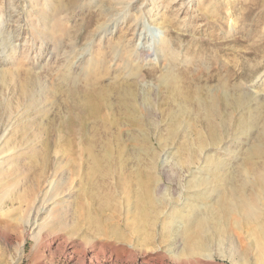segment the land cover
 <instances>
[{"label": "rangeland", "instance_id": "rangeland-1", "mask_svg": "<svg viewBox=\"0 0 264 264\" xmlns=\"http://www.w3.org/2000/svg\"><path fill=\"white\" fill-rule=\"evenodd\" d=\"M46 1L0 0L4 11L13 3L18 8L29 5L34 13L22 34L34 42L22 48L15 63L6 66V72L0 75V108L25 109L30 99L24 98L26 92L22 88L28 71L35 72L38 77H31L38 84L36 91L33 90L37 94V110L24 123L18 122L14 148L7 153V158L0 159L9 164L6 177L0 173V184H4L0 185V264H233L217 245L205 255L184 254V242L179 235V213L185 212L191 201L189 197L196 190L190 185L193 177L210 173L204 172L208 171L205 168L208 159H221L226 167L218 174L230 173L232 179L228 181L234 185L243 182L244 171L250 170L251 165L262 162L259 158L251 160L247 152L264 141L260 137L264 128V0H191L187 8H181L178 0H162L155 17L149 19L151 22L143 13L146 2L139 4L141 12L131 5L118 4L107 12L108 18L118 20L113 28L112 19L107 32L80 40L74 47L76 56L68 65L76 71L81 70L80 62H77L80 58H96L101 50L109 55L110 47L115 48L107 57L104 67L108 73L99 80L100 86L119 75V64L136 58L134 50L150 51V56L142 58L139 65L154 72L139 85L140 93H149L155 106V111L148 115L151 124L145 134L148 137L146 146L125 143L139 132L123 122L114 125L111 115L108 120L106 117L88 120L85 146L89 144L91 153L98 156L95 159H100L104 165V173L89 175V183L87 179L83 180L82 167L72 173L68 160L66 136L60 125L68 120L69 113L57 103L63 96L48 92L52 82L50 75L64 65L62 56L71 47L59 48V55L52 58L48 52L43 54L44 47H50L49 38L38 35L36 30L34 34L30 32L32 25L38 30L43 28L35 14ZM111 1L119 2L80 0L62 17L60 35L65 37L64 29L68 32L76 30L82 23L87 25L94 20L98 10L107 8ZM61 2L64 7L73 4L68 3L69 0ZM154 19L167 21L162 25L156 24ZM101 22H96L94 27ZM162 44L169 46L177 58L173 60L160 51L157 56L154 50ZM121 51L123 55L132 51L133 56L122 57ZM168 68L177 71L180 83L175 88L157 81ZM1 69L4 67L0 66ZM42 87L48 90L43 91ZM237 93L250 95L245 106L227 103L235 101ZM214 97L219 101L217 121L222 125L223 143H208L199 150L196 147L198 136H207L209 132L205 111ZM179 103L187 108V112L179 117L184 129L175 139L167 141L170 117L177 113ZM251 116H257L258 124H250ZM4 132H10L8 125L3 127L1 133ZM184 142L195 146L194 158L189 161L181 149ZM92 160L89 159L90 166ZM150 167L153 171L152 193L155 192L153 196L159 206L154 213H147V218L151 214L149 222L146 218L147 222H140L139 216L136 217L140 215L139 208L136 210L135 207L140 202L135 201L139 198L134 196V190L138 188L136 175L139 177L141 172L150 171ZM219 189L223 188L219 186ZM6 190L8 195L4 198L2 194ZM212 194L209 201L213 199L212 205H215L217 192ZM41 230L48 234L39 238ZM227 230L238 247L243 250L249 247L247 239L239 241L245 231L233 228L230 223ZM250 256L253 259L256 255L251 253Z\"/></svg>", "mask_w": 264, "mask_h": 264}, {"label": "bare ground", "instance_id": "bare-ground-1", "mask_svg": "<svg viewBox=\"0 0 264 264\" xmlns=\"http://www.w3.org/2000/svg\"><path fill=\"white\" fill-rule=\"evenodd\" d=\"M29 1L30 3H33L37 0ZM61 1L62 0L54 2V0H47L44 6H40V10L37 12L38 14H35V17L39 19V26L43 28L38 30L37 26L32 25L31 31H29L34 34V30H36L38 35L42 36L43 38H49L47 43L49 42L50 47L49 49L48 47H44L43 54H47L48 52L50 53V57L52 58L59 55V48L67 47L68 45H70L71 47L70 50L68 49L69 51H65L64 55L62 56L64 65H61V67L58 68L53 76L50 75V77L52 78V82L50 81L51 87L49 88V90L45 87L42 88L43 91L48 90L51 95H53L54 93V95L57 96V93H59L60 96H63V100L60 99L57 103L67 108L69 113L68 120L64 124L60 125L61 130L64 132V137L66 136V145L69 154L68 160L70 166L72 167V173H76L80 169V167H82L83 180L87 179V182L89 183V175H94L96 173L102 174L104 165L100 159H95L98 158V156L91 153L89 144L88 147L85 146V143L88 142L85 136L88 120L90 118L101 117H106L108 120V116L111 115L114 119V122L112 121L113 124L123 122L125 125L131 126L132 129L135 128L136 130H138L139 135H131L125 143L129 142L130 145L135 144V146H146L148 137H146L145 134L148 132L147 130L151 124L148 120V115H151L153 111H155V106L153 107V103L151 101V96H149V93L143 95L140 93L139 85L140 81H144L146 77L153 76L152 73L154 72L148 71L142 65H139V62L142 58L150 56V51L141 50L139 52L134 50V53L137 52L136 58H133L132 60L128 59L126 61V64H119L117 69L119 70V75L113 77L114 79L112 82L100 86L99 80L102 78V76L108 73V70L104 67L109 59L107 57L115 51V48L112 46L110 47L109 55L104 50H101L97 53L96 58H87L85 56L83 58H80L77 62H80L81 70L76 71L72 66H70V68L68 66L69 64H71V59L75 58L76 56L74 47L77 46L82 39H88L98 33L100 34L107 32V25L110 20L113 19V17L112 19L107 17V12L111 8L113 9L114 7H116V5H131L132 8H136L138 12H141L139 4L141 6L146 2V7L143 13L148 21H150V18L155 17V11H157L158 7L160 6L159 1L162 0H119L120 3L117 1H111L107 8L105 7L101 10H98L99 12L96 14L94 20H91L87 25L85 23H82V25L76 30L72 29L68 32H66V29H64L63 31L65 33V37H62L59 31L62 29L61 19L62 17L70 13L73 9V6L80 0H69L68 3L73 2V4L67 7H64ZM178 2H180L181 8H187L190 6L191 0H178ZM8 5L10 6L6 11H4L0 6V66L4 67V69L0 70V75L6 72V66L8 67V65H13L15 63L17 56L22 48L26 47L28 43L30 44L31 41L34 42L33 40H28L27 36H22L25 30L24 27H28L26 23H28L29 21L31 22L32 16L34 17L33 8H29V5H25L23 6V8H18L17 6H14L13 3ZM35 8L38 7L36 6ZM102 20L105 21L103 22ZM166 21V19H162L160 21H158V19L155 20L156 24L162 25L165 24ZM96 22L101 23L94 27ZM117 22L118 20L115 19L112 23L111 28H113ZM29 31H27L28 34H30ZM20 36H22L23 38L20 39ZM23 40L24 44L22 45ZM169 49V46H167L166 44H162V46L158 50H154V53L159 56L160 52H164V56H170L174 60L177 57ZM166 50L168 51L165 52ZM132 54L133 53L131 51L130 54L124 52L123 55V52L121 51L120 56L132 57ZM112 59L114 60V57H112ZM74 63L75 62H73L72 64ZM65 67H67V69H65ZM42 69L44 70L45 68L43 67ZM171 69L168 68L167 70H165V72L162 73L161 77H158L157 81L159 83L162 82L175 88L177 87V85H179V77L176 74L177 71L175 72L174 69ZM40 73L41 72H39V74ZM28 74L29 75H27L26 77L27 80H25V86L22 89L24 92H26L24 94V98L27 96L30 99L29 105L26 106L25 109L17 110H14L11 107L9 108V110L0 108V159L7 158V153L14 148V140L17 139V137L15 136V132L19 131V126L17 127V125L19 124L18 122L22 120V122L24 123V121L29 118L30 114L37 110L36 106L38 105V99H36L37 94L33 93V90L36 91L38 84L35 83V81L31 78L35 74V72L28 71ZM36 79H38V77H36ZM52 86L55 87L52 88ZM3 98L5 99V97ZM249 99L250 95L248 93H240L235 96V101L232 100L233 102L228 101L227 103L230 102V104L242 107V105L245 106L247 100ZM40 102L42 103V101ZM218 102L215 98V100H213L209 104V106H207V111H205L207 113L206 123L209 128V132L207 136H198V144L196 147H198L199 150H202L204 147H206L208 143H223V132L221 129L222 125L217 121L219 111ZM259 104L260 103L258 102V105ZM256 108L257 107H254L255 110ZM21 110L22 112H20ZM186 112V106L179 103L177 113L170 117L171 119L169 122V127L167 126V141H172L181 134L183 122L179 119V117ZM256 118L257 116H251V125H255L257 123ZM7 125L10 127V132L8 134H5V132L2 134L1 132L3 131V127H7ZM44 130L48 131V128H45ZM12 131L14 132V134L9 135ZM53 131H55V129ZM26 134L29 133L26 132ZM260 137L262 140H264V128L260 131ZM46 139L48 142L49 138L47 137ZM193 147L190 143L184 142L181 148L182 151H184V157L186 156L188 161L190 160V158H194L195 149ZM112 150V152L114 153V148ZM151 153L152 152H149V154ZM247 154L249 158H251V160H253V158H259L262 159V162L258 165H251L250 170H243L245 172V176L243 178V182L240 185H234L235 183L233 184L231 181V183H229L228 180L232 179L229 175L230 173L224 172L221 175L218 174L220 170H223L226 167V164L221 161V159L219 161H216L215 159H208L206 161L205 167L208 171L204 172L210 173L208 175H205V173L204 175H202L201 173V175L193 177L194 179L192 178L193 180L190 183L192 188H190L193 190L194 188H196V190L195 192H193V194H191V197H189L191 201L188 202V205L186 204L187 208L185 209V212L179 213V221L181 223V227L178 226L180 227L179 235L180 237H182L184 242L183 253L188 254L187 256H195L200 254L205 255V253H207L213 245H217L218 247L222 248L223 253H226L223 256L230 259L233 264H264V141H261L251 147V149L248 150ZM90 158H93L92 166H90L88 163ZM4 162H0V173H4L3 177L4 175L8 174L7 171L9 165L8 163ZM184 163H186V160L185 162H183V165ZM89 169L91 170L89 171ZM150 169L151 170L148 172H141L139 177L136 175L138 172H135L136 174L133 172L137 177L136 181L138 179V181L136 182L137 184L135 183L138 188L136 189L137 191L134 190V193H136V195L134 196H137L139 198H136L137 200L135 199V201L140 202V204L135 206L137 207L136 210L139 208L138 212H140V215H137L136 217L139 216V218L136 219L139 221L141 219L140 222H142V220L143 222H147L151 215L150 214L149 218H147V213L149 211L150 213H154L155 211H157L159 206L153 196L155 192L152 193V190L154 189H152L153 176H151V174L153 173H151V167ZM136 171L139 170L137 169ZM100 175L98 174L99 177H101ZM130 185L131 184H129V186ZM201 186H203V189L199 188ZM219 186H221L223 189L220 190ZM125 187L127 186L125 185ZM214 192H217V196L214 195L215 205H212V202L214 200L211 198L212 202L209 201V197L213 195L212 193ZM6 195H8V190L3 192L2 197ZM205 200H207V202H211V204L205 202ZM1 201L2 200L0 198V202ZM156 216L157 215H155V218ZM145 218L147 219V221ZM229 223L233 226V228L246 232L245 235L241 239H239V241H244L245 239H247V241L249 242V247L247 249L243 250V248L238 247V243L236 244L232 236L229 235V230H227V225ZM47 232L45 230L39 231V238H42L43 236L45 237V235L48 234ZM224 241H228V243L225 244ZM251 253H255V258L252 259V257L250 256Z\"/></svg>", "mask_w": 264, "mask_h": 264}]
</instances>
